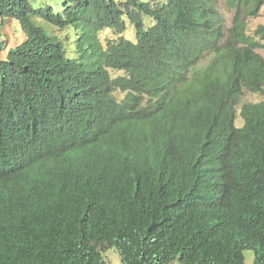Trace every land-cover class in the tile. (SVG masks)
Listing matches in <instances>:
<instances>
[{
  "label": "trees",
  "instance_id": "1",
  "mask_svg": "<svg viewBox=\"0 0 264 264\" xmlns=\"http://www.w3.org/2000/svg\"><path fill=\"white\" fill-rule=\"evenodd\" d=\"M230 2L227 29L215 0H0L26 34L0 58V264H264V101L240 128L232 108L264 89L241 19L264 0ZM125 18L135 40L103 43ZM113 66L150 97L138 118L95 101Z\"/></svg>",
  "mask_w": 264,
  "mask_h": 264
},
{
  "label": "clouds",
  "instance_id": "2",
  "mask_svg": "<svg viewBox=\"0 0 264 264\" xmlns=\"http://www.w3.org/2000/svg\"><path fill=\"white\" fill-rule=\"evenodd\" d=\"M115 1H121V0H115ZM142 1H148V0H142ZM227 2H228V6L231 9H233V13L235 15V13H236L235 6L231 4L230 0H227ZM215 5L217 7V0H215ZM263 5H264V3H262L260 5L257 12L253 15L246 13V11H245L246 6L241 7V9H242L241 19L245 22V29H246V25H247L246 18H253V20H256V17L260 16L259 13H260V10H261ZM243 17L245 18V20L243 19ZM222 19H223V17H222ZM124 20H125V24H126V29L122 33H117V32H114L110 29L102 30L100 32L101 41L103 43H105L106 40H108V39L109 40H115L119 37L128 38V39L134 41L135 40L134 27L126 18ZM142 23H143V30H146L149 26H152L155 24V20L153 19V17H151L149 15H142ZM54 28H56V27H54ZM227 29H228V27H227ZM245 29H244V33H245ZM59 30H62V31L69 30L70 31L68 33H65L64 35H58L61 38V40L68 38L72 34V30L68 29V28L59 29ZM107 32L114 34V36L111 37V39L108 38L106 40H103L102 35L107 33ZM126 33H130V35H126ZM254 34H255V36L263 37L264 36V25L258 26L255 29ZM245 35L249 36L252 41H254L255 43L260 45L257 48H264V42H263L264 40H262L263 43H260L259 41H257L253 37V35L251 36V35H248L246 33H245ZM256 52H257V50H256ZM102 70L104 71L103 75H101L99 78H97L95 83H91V86H92V89H93V92L95 95V97H94L95 101H100L99 102V105H100V103L103 100L108 99V100H110L109 104H116L118 107H120L122 110H124L128 115L133 116L135 118H138L140 116V114H139L140 109L142 107L146 106V104L150 100V97L146 94H143V93L140 94L131 88V86H130V73L125 68L113 66V67L102 68ZM111 70L118 71L119 74H117L115 76H111V74H110ZM263 88H264V86H263ZM244 90H247L251 93H258V92H252L246 88L240 89V91L236 97V100L232 105L233 113H234V126L236 128L242 127L243 124L245 123V117L243 115V108L245 105L256 104V103H260V102L264 101V99L261 101H257V102L245 101V102L239 104L240 97L242 96ZM263 93H264V89H263L262 93H258V94H263ZM133 96H137L138 100H133L131 98ZM239 117L242 118L243 122H242V125L236 126L235 121ZM243 256H244V254H243ZM254 257H255V255H254ZM253 264H254V261H253Z\"/></svg>",
  "mask_w": 264,
  "mask_h": 264
},
{
  "label": "rangeland",
  "instance_id": "3",
  "mask_svg": "<svg viewBox=\"0 0 264 264\" xmlns=\"http://www.w3.org/2000/svg\"><path fill=\"white\" fill-rule=\"evenodd\" d=\"M58 1L59 0H46V2H50L52 4H55ZM217 8L221 16L223 17L226 27L229 28L232 25V18L234 15L233 9H231L228 6L227 0H217ZM259 15L260 16L256 17V20H253V18H246L247 25H246L245 33L251 36L253 35V37L257 41H259L260 43H263L264 41L262 42V40H264V36L263 37L255 36L254 31L258 26L264 25V5L262 6L260 10ZM243 19L245 20L244 17ZM39 23L42 24L41 21H39ZM68 32L70 31L69 30L62 31L54 27L52 29V33H55L57 35H64L65 33H68ZM227 34H228V31H227ZM126 35H130V33H126ZM113 36L114 34L107 32L102 35V39L106 40ZM25 39H26V34L23 32V30L21 29L20 25L18 24L16 20H12L9 18H6L5 20H1L0 18V40H1L0 42L3 43L4 45L3 51L0 52V58H4L6 56V53L9 48L15 47L16 45H18L20 42H22ZM74 39H75V36L72 32L69 38L62 40L63 47L69 56L73 55ZM256 50L259 54H261L264 57V48H257ZM110 74L111 76H115L119 74V72L111 70ZM263 99H264V93L263 94L251 93L247 90H244L242 96L240 97L239 104L245 101L257 102ZM242 122H243L242 118L239 117L238 119H236L235 125L240 126L242 125ZM243 254H244V264H253V261H254L253 250L245 249L243 251ZM102 256H103L104 264H122L117 250L112 246L104 249L102 251ZM170 264H180V263L172 262Z\"/></svg>",
  "mask_w": 264,
  "mask_h": 264
}]
</instances>
